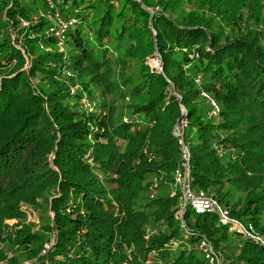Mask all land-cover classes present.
Here are the masks:
<instances>
[{"label":"trees","instance_id":"obj_1","mask_svg":"<svg viewBox=\"0 0 264 264\" xmlns=\"http://www.w3.org/2000/svg\"><path fill=\"white\" fill-rule=\"evenodd\" d=\"M53 3L61 39L46 0H0L5 264H209L204 240L221 264H264V240L195 212L173 178L185 146L190 187L264 239V0Z\"/></svg>","mask_w":264,"mask_h":264},{"label":"built area","instance_id":"obj_2","mask_svg":"<svg viewBox=\"0 0 264 264\" xmlns=\"http://www.w3.org/2000/svg\"><path fill=\"white\" fill-rule=\"evenodd\" d=\"M48 4V10L45 12H40V16L49 19L53 22L51 24L53 27L50 29V31L59 39L62 38L63 33L67 30L68 26L72 23V20H64L60 17L59 12L53 3V0H46ZM59 1V0H57ZM21 25L25 26L26 22L24 20H21ZM212 104L215 106L214 102ZM216 113V112H215ZM175 136L179 137V141L182 142L181 134H175ZM183 159H186L188 157V149L183 146ZM184 167L186 169V163L183 162ZM186 195L188 197V204L194 209L197 213H203L205 211H214L217 213V215L220 218V221L223 223H229L232 226L235 227L237 230L244 231L249 237L255 238L257 240L263 241L264 239L262 236L257 234L254 229V225L251 222L243 223L236 219H231L229 215L228 210H223L222 208H219L218 205L215 203V201L207 197L202 191H194L190 185L188 180V189L186 190ZM182 199V198H181ZM184 204H187V202L182 199ZM234 228V229H235ZM198 248L201 250L202 254H204L205 259L208 261L209 264H219L220 262V255L221 253L217 250H214L212 244L208 241H202L200 242Z\"/></svg>","mask_w":264,"mask_h":264},{"label":"rangeland","instance_id":"obj_3","mask_svg":"<svg viewBox=\"0 0 264 264\" xmlns=\"http://www.w3.org/2000/svg\"><path fill=\"white\" fill-rule=\"evenodd\" d=\"M27 24V21L24 20ZM48 21L53 24L52 21H50L48 19ZM151 53V52H150ZM145 64L148 65L151 69H156L158 70L159 72L162 71V60H161V57L159 55V53L157 52V50L155 49L154 47V50L151 54H148L146 55L145 57ZM215 104V103H214ZM216 107H214V112H217L218 110V107L217 105L215 104ZM181 107V111L184 112V108L183 106H180ZM186 126V121L184 120H181L178 124L175 125L174 127V134H181L182 135V132H183V129L184 127ZM180 147L182 146V142H180ZM183 148V146H182ZM185 169L184 167V164H183V168L182 169H178L175 173V175L173 176V178L175 179L174 181V184L176 182V175L178 173H180L181 171H183ZM171 193L172 195L175 194V193H178L179 194V190H178V187L176 188H173L171 190ZM206 193V192H205ZM207 194V193H206ZM208 195V194H207ZM209 197H211L210 195H208ZM180 201H182L181 197H180ZM181 208H179L176 212H175V217L178 218V219H181L182 218V213L184 212V209H182V205L180 206ZM20 208L24 211L23 213L27 214V217L29 219H27L28 221H33V222H37L38 221V218H37V213H35L34 209H33V205L31 203H27V202H21L20 203ZM19 217H10L8 219H5V223H7L9 226H14V225H17V220H18ZM234 220V217L231 218ZM37 224V223H36ZM254 229L257 230V228L254 226ZM247 236V235H245ZM260 236V235H259ZM255 239V238H254ZM4 248V249H3ZM3 248H0V264H5V259L6 257H9L10 256V253L9 251L6 249V247H3ZM219 252H221V255H220V263L222 261H225L226 260V256L227 254L224 253L223 249L222 251L220 250ZM2 259V260H1Z\"/></svg>","mask_w":264,"mask_h":264},{"label":"bare ground","instance_id":"obj_4","mask_svg":"<svg viewBox=\"0 0 264 264\" xmlns=\"http://www.w3.org/2000/svg\"><path fill=\"white\" fill-rule=\"evenodd\" d=\"M183 162L186 163V169H184L183 171H181L180 173L176 175V181L177 183L180 184L181 198L184 199L186 202H188V197L186 195V190L188 189V168H187L188 157L184 159ZM237 232H239L240 234L241 233L246 234L242 230H237Z\"/></svg>","mask_w":264,"mask_h":264}]
</instances>
